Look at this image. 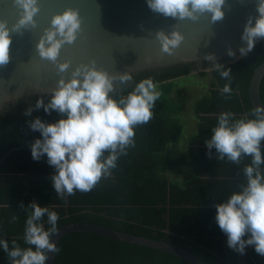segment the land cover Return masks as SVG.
Returning a JSON list of instances; mask_svg holds the SVG:
<instances>
[{
	"label": "trees",
	"instance_id": "obj_1",
	"mask_svg": "<svg viewBox=\"0 0 264 264\" xmlns=\"http://www.w3.org/2000/svg\"><path fill=\"white\" fill-rule=\"evenodd\" d=\"M262 63L264 41L242 61L223 66L230 68V80L220 77L216 69L208 71L212 76L209 92L196 102L198 123L196 132L190 136L195 174L182 185L172 183V178L166 175L174 166L166 154L167 145L177 141L183 131L182 123L172 114L170 95L174 81L192 75L198 69L196 64L132 74L131 82L114 88L111 94L119 98L140 79L151 77L162 93L154 102L152 118L134 126V144L118 157L109 175L102 177L92 190H74L64 198L58 197L51 187L49 176L53 169L45 157L33 160L29 150L30 142L39 132L30 130L26 122L36 116L46 121L58 118L55 111L45 114L43 108L35 107L37 98L46 103L50 96L31 97L6 107L0 113V237L27 246L23 226L28 210L20 203L27 205L36 200L58 213L57 230L67 223L90 222L176 245L207 264H239V253L227 247L226 237L215 222L213 200L219 202L238 190L237 185L244 180L241 169L250 158L243 157L239 165L216 159L215 149L210 156L206 155L204 140L210 137L220 112L230 110L237 118L250 116L253 106L249 82ZM208 72L199 76L205 77ZM226 82L231 94L220 91ZM260 94L264 102V77ZM29 107L32 112L26 116L24 110ZM261 143L264 146V140ZM261 167L264 170V165ZM44 227L48 225L45 223ZM58 249L57 264H191L161 250L85 230L64 235ZM0 264H10L2 250ZM250 264H264V256L255 253L252 247Z\"/></svg>",
	"mask_w": 264,
	"mask_h": 264
},
{
	"label": "clouds",
	"instance_id": "obj_2",
	"mask_svg": "<svg viewBox=\"0 0 264 264\" xmlns=\"http://www.w3.org/2000/svg\"><path fill=\"white\" fill-rule=\"evenodd\" d=\"M20 14L11 29L6 20H0V66L10 59V31L34 25V15L38 11L37 0H13ZM150 10L166 17L196 20L201 14H209L212 22L223 18L225 0H146ZM256 15H249L240 35L243 44L238 48L241 56H246L255 41L264 37V0H256ZM81 28V18L77 10L66 8L54 14L50 27L45 29L36 44L42 59L57 61L59 50L65 43H72ZM155 38L160 51L171 54L182 41V34L173 29L170 32L158 30ZM229 56L235 55L227 50ZM213 60V65L222 78L230 80V68L215 63L211 54L205 57ZM58 71L68 68V61L57 64ZM222 69V70H221ZM130 73L110 76L97 69L94 64L80 65L73 69L69 79L61 77L45 103L37 98L35 107L43 108L45 114L55 111L58 118L46 121L39 116L27 121L32 131H38L29 144L33 160L43 156L53 171L49 176L51 187L58 197L64 198L75 191L88 192L102 177L109 175L116 167L119 156L126 154L134 144V126L147 123L152 118L154 102L160 91L151 77L137 81L126 94L119 98L114 91V80L121 83L132 80ZM223 94H231L226 82L220 89ZM32 108H26L24 115H31ZM264 106L257 105L248 114L236 117L230 111H222L216 117L211 135L204 140L206 155L215 149L216 159L227 160L239 165L245 156L250 162L241 172L244 180L237 185L227 198L219 202L213 200L215 222L224 233L228 248L244 254L246 247L264 256ZM27 215L23 226L21 247L16 240L0 237V250L6 253L10 264H46L48 253L58 252L57 242L51 236L57 233L58 213L36 200L27 205L20 203ZM46 217V220L44 218ZM15 220V217H12ZM48 227L45 228L44 224ZM11 244V247H10Z\"/></svg>",
	"mask_w": 264,
	"mask_h": 264
},
{
	"label": "water",
	"instance_id": "obj_3",
	"mask_svg": "<svg viewBox=\"0 0 264 264\" xmlns=\"http://www.w3.org/2000/svg\"><path fill=\"white\" fill-rule=\"evenodd\" d=\"M255 2L225 0L223 18L212 22L206 13L196 20L166 17L150 10L146 0H37L35 24L10 31V59L0 66V113L20 100L50 96L56 82L61 77L69 79L73 69L80 65L94 64L97 69L116 76L188 64L198 66L194 72L211 71L216 68L213 60L205 58L209 54L222 66L240 62L264 41V37L257 39L246 56H241L238 51L243 44L240 39L243 25L249 15H256ZM66 8L77 10L81 18L80 31L72 43L61 47L56 62L42 59L36 44L45 29L50 27L52 16ZM19 14L20 9L13 0H0V20H6L10 29ZM173 29L179 31L183 39L171 54L163 53L155 33L158 30L167 33ZM229 48L235 55L227 54ZM64 61H68V68L60 72L57 64ZM263 77L264 63L255 69L249 82L253 108L264 106L260 94ZM75 230L161 250L191 264H207L176 245L84 221L67 223L51 239L58 247L63 236ZM56 253H48L46 264H57ZM250 253L251 246L246 247L243 255L239 253V264H250Z\"/></svg>",
	"mask_w": 264,
	"mask_h": 264
},
{
	"label": "rangeland",
	"instance_id": "obj_4",
	"mask_svg": "<svg viewBox=\"0 0 264 264\" xmlns=\"http://www.w3.org/2000/svg\"><path fill=\"white\" fill-rule=\"evenodd\" d=\"M200 73V71L194 72L192 75L175 80L170 95L172 114L182 123L183 131L177 141L167 145L166 154L169 159L174 161V166L172 170L169 169L166 175L168 174L172 178V183L180 185L183 184L186 178L195 174L189 149L192 144L190 136L196 132L198 123L195 105L199 99L209 92V85L212 80L209 72L205 77H200ZM157 87L161 94L162 88L160 85H157Z\"/></svg>",
	"mask_w": 264,
	"mask_h": 264
},
{
	"label": "flooded vegetation",
	"instance_id": "obj_5",
	"mask_svg": "<svg viewBox=\"0 0 264 264\" xmlns=\"http://www.w3.org/2000/svg\"><path fill=\"white\" fill-rule=\"evenodd\" d=\"M133 79V78H132ZM132 80L126 81L124 83H121L119 80H115L114 83V88L118 87L120 84H127L128 82H131Z\"/></svg>",
	"mask_w": 264,
	"mask_h": 264
}]
</instances>
